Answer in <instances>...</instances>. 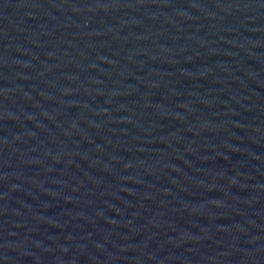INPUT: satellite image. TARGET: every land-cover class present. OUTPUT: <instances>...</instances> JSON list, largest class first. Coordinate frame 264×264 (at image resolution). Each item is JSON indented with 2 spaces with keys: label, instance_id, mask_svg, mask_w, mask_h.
<instances>
[{
  "label": "water",
  "instance_id": "water-1",
  "mask_svg": "<svg viewBox=\"0 0 264 264\" xmlns=\"http://www.w3.org/2000/svg\"><path fill=\"white\" fill-rule=\"evenodd\" d=\"M0 264H264V0H0Z\"/></svg>",
  "mask_w": 264,
  "mask_h": 264
}]
</instances>
